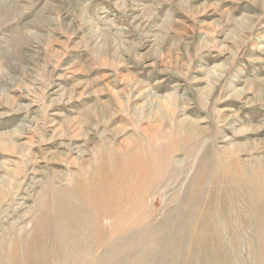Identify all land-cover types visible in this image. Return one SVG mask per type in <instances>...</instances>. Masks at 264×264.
Returning <instances> with one entry per match:
<instances>
[{"label":"rangeland","instance_id":"374dc122","mask_svg":"<svg viewBox=\"0 0 264 264\" xmlns=\"http://www.w3.org/2000/svg\"><path fill=\"white\" fill-rule=\"evenodd\" d=\"M0 264H264V0H0Z\"/></svg>","mask_w":264,"mask_h":264},{"label":"bare ground","instance_id":"6f19581e","mask_svg":"<svg viewBox=\"0 0 264 264\" xmlns=\"http://www.w3.org/2000/svg\"><path fill=\"white\" fill-rule=\"evenodd\" d=\"M168 133V132H167ZM177 141H178V139H177ZM124 175V174H123ZM121 176H122V174H121ZM125 177H127V176H125ZM137 182V181H136ZM137 184V183H136Z\"/></svg>","mask_w":264,"mask_h":264}]
</instances>
